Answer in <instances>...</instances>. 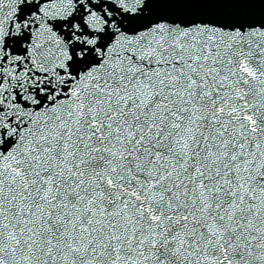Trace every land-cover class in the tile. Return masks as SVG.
Here are the masks:
<instances>
[{"label":"snow or ice","instance_id":"obj_1","mask_svg":"<svg viewBox=\"0 0 264 264\" xmlns=\"http://www.w3.org/2000/svg\"><path fill=\"white\" fill-rule=\"evenodd\" d=\"M0 264H264V0H0Z\"/></svg>","mask_w":264,"mask_h":264}]
</instances>
